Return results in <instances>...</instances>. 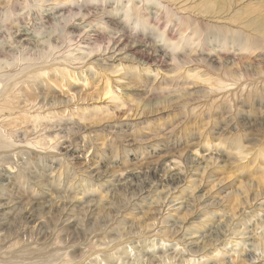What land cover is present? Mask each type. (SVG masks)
Here are the masks:
<instances>
[{
    "label": "rangeland",
    "instance_id": "1",
    "mask_svg": "<svg viewBox=\"0 0 264 264\" xmlns=\"http://www.w3.org/2000/svg\"><path fill=\"white\" fill-rule=\"evenodd\" d=\"M167 1L162 27L206 41L188 59L158 55L159 77L138 80L132 62L102 67L95 52L97 71L70 61L38 85L91 127L70 132L72 145L59 135L78 175L58 190L39 187L51 173L41 163L40 178L5 182L0 264H264V0ZM11 114L19 129L33 120ZM158 164L160 182L148 174Z\"/></svg>",
    "mask_w": 264,
    "mask_h": 264
},
{
    "label": "bare ground",
    "instance_id": "2",
    "mask_svg": "<svg viewBox=\"0 0 264 264\" xmlns=\"http://www.w3.org/2000/svg\"><path fill=\"white\" fill-rule=\"evenodd\" d=\"M215 1L223 6L226 0ZM163 13L168 16L174 13L167 0H0V191L5 189L7 180L13 183L12 178L24 179L25 184L29 178L32 180L31 176L40 178L43 168L39 163L51 171L47 175L42 173L50 181L39 179L42 190L50 191L53 182L60 181L58 190L66 179L70 182L68 177L78 175L71 162L74 149L63 148L58 142L59 135L69 137L68 143L72 145L78 140L73 141L69 133L78 134L91 127V123L84 122V114L72 111L67 101H50L48 94L42 92L38 85L44 84L50 73L64 78L70 61L82 62L89 72L97 71L96 60L91 58L96 52L102 67L111 59L119 65L129 61L134 64L130 66L138 80L148 78L149 69L157 78L163 65L158 55L179 62L189 58L194 46H205L204 38L192 32L183 33L180 26L163 28L160 20ZM179 19L187 28L188 18L181 15ZM93 32L96 38L91 36ZM110 92L107 86L106 93ZM18 109L33 118L24 129L15 123L20 117L11 114ZM39 127L44 128L38 131ZM15 157L21 162L15 161ZM187 160V155L179 158L184 164ZM6 165L17 167V173L11 174ZM32 165L39 169L30 171L28 166ZM161 165L148 170L149 178H157ZM56 169L58 172L54 174ZM182 175L177 171L162 181L175 184ZM263 238L264 235L255 240L258 243ZM160 239L165 246V238Z\"/></svg>",
    "mask_w": 264,
    "mask_h": 264
}]
</instances>
